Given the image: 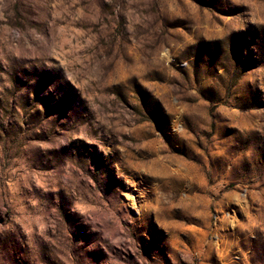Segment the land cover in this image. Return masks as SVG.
Wrapping results in <instances>:
<instances>
[{"label":"rangeland","instance_id":"374dc122","mask_svg":"<svg viewBox=\"0 0 264 264\" xmlns=\"http://www.w3.org/2000/svg\"><path fill=\"white\" fill-rule=\"evenodd\" d=\"M0 264H264V0H0Z\"/></svg>","mask_w":264,"mask_h":264}]
</instances>
